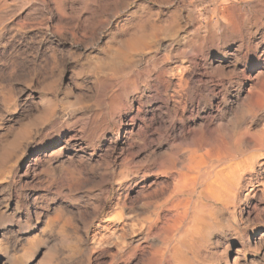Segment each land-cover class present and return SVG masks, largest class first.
<instances>
[{
  "label": "clouds",
  "instance_id": "1",
  "mask_svg": "<svg viewBox=\"0 0 264 264\" xmlns=\"http://www.w3.org/2000/svg\"><path fill=\"white\" fill-rule=\"evenodd\" d=\"M65 133L71 154L25 159ZM262 157L264 0H0V208L44 189L8 264H228L221 241L264 225L238 213Z\"/></svg>",
  "mask_w": 264,
  "mask_h": 264
},
{
  "label": "bare ground",
  "instance_id": "2",
  "mask_svg": "<svg viewBox=\"0 0 264 264\" xmlns=\"http://www.w3.org/2000/svg\"><path fill=\"white\" fill-rule=\"evenodd\" d=\"M25 9V8H24ZM31 11V9L29 8V10L26 12V17L24 15L18 16V19H14L11 21L12 24L17 23L18 21L23 22L28 18L29 12ZM55 17L53 18V22H55ZM38 31V30H37ZM28 35H33V33H28ZM61 48H71L70 44H61L60 45ZM67 79V77H65V80ZM29 92H31V90H29ZM26 95H28V93H26ZM32 95H35V93H32ZM21 100H23V97H21ZM131 113L130 115H128V119L131 118ZM131 125H127L125 126V128L121 129V130H132ZM124 132L123 134L121 133V138L123 140V136H124ZM66 136L67 133L65 134H61L59 137H56L50 141H46L44 144L42 145H38L35 149L30 150L29 154L27 157H25L26 160H31L34 159L36 157H44L47 155H50L53 152L58 151L60 148H64V152L66 155L71 154L69 150V147L65 146V140H66ZM74 144L76 142H73ZM71 151H74V149H71ZM205 157L203 155H200L196 158H194L193 160V169H198L200 164L202 162H204ZM24 161H21V166H23ZM260 162L257 161L253 167L256 168L258 170ZM255 173L254 172H247L245 173L246 177H250V176H254ZM22 176V173H21ZM25 180H30L29 177H22ZM189 181L188 177H185L184 179V184L186 185ZM33 182V181H32ZM44 191V190H43ZM209 193L210 194H214V195H219V193L216 192L215 188L213 186L209 187ZM44 195V192H35V194H33L31 196L30 199V203L27 202V209L25 213H19L17 214V212L13 211V206L12 204L14 203V207L20 204V199L15 195H13L12 199H10L9 201H7L5 203V206L3 208H0V213H3V215L5 217L11 218L12 220H14L18 215H19V219L18 220H23V224L25 226V228L30 229V228H34L33 230L29 231L28 233H20L16 228H14L12 225H9L10 223L0 226V244H5L9 241L10 238H14L16 240L19 241H27L30 239H33L36 235L39 234L44 221L41 220L40 223H35L34 222V216L36 215L38 209L37 206L35 204L31 203V200L34 199L35 197H42ZM22 202V201H21ZM26 202V201H25ZM56 204H60L59 201L56 202ZM56 205H53V207H55ZM256 208V207H255ZM17 211V210H16ZM252 237H248V240L245 241V243H243V245H250ZM245 247V246H244ZM45 248L40 247L38 250L35 251H28L26 252V256L24 259V264H39V262L44 259L46 252H44ZM43 254V255H42ZM0 264H8V260L6 257L0 255Z\"/></svg>",
  "mask_w": 264,
  "mask_h": 264
},
{
  "label": "rangeland",
  "instance_id": "3",
  "mask_svg": "<svg viewBox=\"0 0 264 264\" xmlns=\"http://www.w3.org/2000/svg\"><path fill=\"white\" fill-rule=\"evenodd\" d=\"M29 10V8H25L22 11L19 12V14L15 17V19H18V16L24 15L26 17V12ZM35 95H38L35 93ZM130 115V113L128 114ZM128 115L125 116V120H127ZM139 123V121H137ZM126 126V125H125ZM123 129V128H122ZM124 130H121V133L123 134ZM103 146V145H102ZM71 152V149L67 150ZM260 165H264V157H262L260 160ZM258 165V166H260ZM259 169V168H258ZM149 181L152 179H155L153 177L148 178ZM163 179V178H161ZM27 182H32L30 180H25ZM44 189L41 188H31L27 191V202L30 203L31 196L35 194V192H44ZM259 191L255 188L252 189L251 194L249 195L247 201H245L244 204H241L238 209V213L242 214V216L247 219L250 214H253V210L256 208H264V202H261L259 200ZM16 197V196H15ZM19 198V197H18ZM20 199V204L14 207L13 211L19 213H25L27 209V202H25V199ZM22 201V202H21ZM256 207V208H255ZM17 210V211H16ZM19 215L12 220V223L9 225H12L14 228H16L20 233H28L29 231L33 230L34 228L27 229L25 228L23 224V220H18ZM248 237H252V241L250 245H243L246 240H248ZM133 239H138V237H133ZM261 245H264V225H256L255 227H249L246 229L243 236L237 234L233 235L231 238H229L226 241V244L224 241H221V250H223L226 247V255H227V261L228 264H244V260L241 259V254H245V258L248 262V264H257V262L260 260L261 256H264V249H261L258 253L252 252V251H245L247 248H259ZM245 246V247H244ZM46 252V249L44 250ZM43 255V254H42Z\"/></svg>",
  "mask_w": 264,
  "mask_h": 264
}]
</instances>
